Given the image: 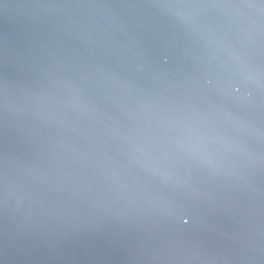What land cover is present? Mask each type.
I'll return each instance as SVG.
<instances>
[{
    "label": "water",
    "instance_id": "1",
    "mask_svg": "<svg viewBox=\"0 0 264 264\" xmlns=\"http://www.w3.org/2000/svg\"><path fill=\"white\" fill-rule=\"evenodd\" d=\"M0 264H264V0H0Z\"/></svg>",
    "mask_w": 264,
    "mask_h": 264
}]
</instances>
